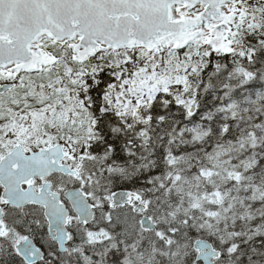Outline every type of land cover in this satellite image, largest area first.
<instances>
[{"label": "snow or ice", "instance_id": "snow-or-ice-1", "mask_svg": "<svg viewBox=\"0 0 264 264\" xmlns=\"http://www.w3.org/2000/svg\"><path fill=\"white\" fill-rule=\"evenodd\" d=\"M0 264H264V0H0Z\"/></svg>", "mask_w": 264, "mask_h": 264}]
</instances>
